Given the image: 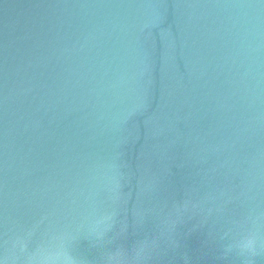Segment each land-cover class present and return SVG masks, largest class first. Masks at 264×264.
I'll list each match as a JSON object with an SVG mask.
<instances>
[{"label":"water","instance_id":"obj_1","mask_svg":"<svg viewBox=\"0 0 264 264\" xmlns=\"http://www.w3.org/2000/svg\"><path fill=\"white\" fill-rule=\"evenodd\" d=\"M264 264V0H0V264Z\"/></svg>","mask_w":264,"mask_h":264},{"label":"clouds","instance_id":"obj_2","mask_svg":"<svg viewBox=\"0 0 264 264\" xmlns=\"http://www.w3.org/2000/svg\"><path fill=\"white\" fill-rule=\"evenodd\" d=\"M41 264H56V262L52 258L48 257V258H45L41 262ZM65 264H72V262H71V260H68V261L65 262Z\"/></svg>","mask_w":264,"mask_h":264}]
</instances>
